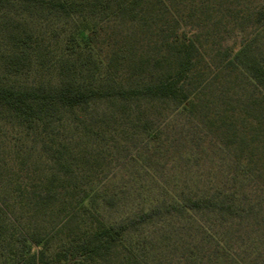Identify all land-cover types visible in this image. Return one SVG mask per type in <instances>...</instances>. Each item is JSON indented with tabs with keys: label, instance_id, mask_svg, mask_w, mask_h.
Instances as JSON below:
<instances>
[{
	"label": "trees",
	"instance_id": "trees-1",
	"mask_svg": "<svg viewBox=\"0 0 264 264\" xmlns=\"http://www.w3.org/2000/svg\"><path fill=\"white\" fill-rule=\"evenodd\" d=\"M0 6L27 12L6 22L4 77L37 81L17 87L0 80V120L22 134L8 155L18 171L0 174L13 183L0 212L16 217L13 229L0 217V264H228L218 223L250 221L264 197V60L250 49L264 26V0ZM216 63L255 89L240 125L234 109L210 114L206 79ZM97 104L104 105L100 113ZM174 117L217 123L235 141L232 185L157 187L150 160L137 158L144 185L140 174L137 188L95 182L120 136L144 138L154 151H163L164 141H189L190 126L168 139ZM193 150L188 158L206 149Z\"/></svg>",
	"mask_w": 264,
	"mask_h": 264
},
{
	"label": "rangeland",
	"instance_id": "rangeland-1",
	"mask_svg": "<svg viewBox=\"0 0 264 264\" xmlns=\"http://www.w3.org/2000/svg\"><path fill=\"white\" fill-rule=\"evenodd\" d=\"M22 10L24 9L21 6L18 8L0 6V61L5 44V27L8 17L10 15L26 17L27 12ZM250 49L264 60V26L253 37ZM0 80L15 84L17 87H29L37 84L33 75L29 77L22 76L18 79H13L12 77L6 79L1 68ZM206 80H208L207 92L213 108L210 113L211 116H214L215 110L225 112L227 109L231 112L234 109L235 113H237L236 117L239 118L242 116L241 114L251 110L255 89L249 86L248 82L241 76H236L235 73L231 74L225 66L216 63ZM93 109H95L96 113H100L104 110V105L97 104ZM162 112L167 114L166 110ZM166 116L168 117V115ZM174 118L175 121H173L171 128L170 126L168 128V139L180 138L181 136L176 133L178 132L177 130L182 128V126H190L192 134L189 141L184 139L180 141L178 139L177 143L172 146H169L171 141H164L163 143L166 144L165 149L163 151H154L151 147L152 144H148L144 138L133 139L130 136L127 138L120 136L115 142L110 144L112 155L109 159V167L104 170L106 174L96 173L95 182L101 181V183L121 186L129 182L131 186L137 188L139 182H134L133 177L140 174L144 185L147 181L145 170L140 171L139 163H132L137 158L140 161L150 160V171L154 175L153 180L157 178V187L163 185L174 189L177 187L194 188L198 186L202 188L219 186L223 185V183L227 186L232 185L233 182L228 178L227 172L234 171L237 151L235 141L223 137L217 129V123L216 125L206 123L197 126L198 120L189 121L183 117ZM238 120L239 123L237 122V124L240 125L241 118ZM214 121L216 122L217 119H214ZM21 135L19 129L14 127V125L5 120H0V174L8 176L10 173L15 174L18 171V165H15L16 163L8 155L11 151L16 150V143H22V140L19 139L22 137ZM29 142H31L30 139L26 141V144H29ZM193 147L198 150L204 148L207 151L205 150L197 158H188V155L191 156V154L197 152L193 150ZM29 170L32 173L31 176H35L33 168L30 167ZM26 181L27 179H23L22 182ZM263 182L261 181L260 185ZM11 186H13V183L0 176V206L2 207L9 196L8 193L11 192V189L13 190ZM115 216L112 213L111 218L116 220ZM0 217L5 219L10 229H13V224L16 222L15 215L10 212H0ZM229 221L228 223L225 221L223 224L218 223L217 225L218 228H221L219 232L226 241L227 255L231 257V261L228 264H264V197L258 199L250 221H246L245 218H236L231 220V222ZM13 232L17 234V231Z\"/></svg>",
	"mask_w": 264,
	"mask_h": 264
}]
</instances>
